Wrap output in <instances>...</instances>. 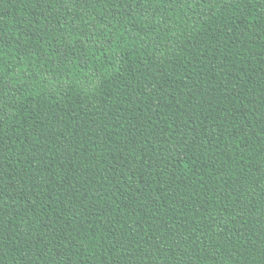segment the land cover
Listing matches in <instances>:
<instances>
[{
	"label": "trees",
	"instance_id": "trees-1",
	"mask_svg": "<svg viewBox=\"0 0 264 264\" xmlns=\"http://www.w3.org/2000/svg\"><path fill=\"white\" fill-rule=\"evenodd\" d=\"M0 264H264V0H0Z\"/></svg>",
	"mask_w": 264,
	"mask_h": 264
}]
</instances>
